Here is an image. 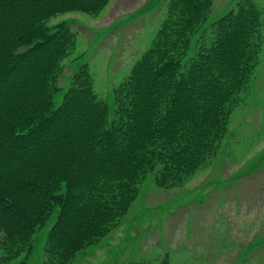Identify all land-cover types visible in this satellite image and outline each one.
I'll return each instance as SVG.
<instances>
[{
  "label": "trees",
  "instance_id": "16d2710c",
  "mask_svg": "<svg viewBox=\"0 0 264 264\" xmlns=\"http://www.w3.org/2000/svg\"><path fill=\"white\" fill-rule=\"evenodd\" d=\"M110 1L0 0V264H28L54 212L44 264H70L121 225L150 175L184 185L220 152L252 80L263 32L253 0L215 19V0H169L151 46L113 88L112 114L86 65L53 108L76 35L49 20L98 15Z\"/></svg>",
  "mask_w": 264,
  "mask_h": 264
},
{
  "label": "rangeland",
  "instance_id": "374dc122",
  "mask_svg": "<svg viewBox=\"0 0 264 264\" xmlns=\"http://www.w3.org/2000/svg\"><path fill=\"white\" fill-rule=\"evenodd\" d=\"M239 1L215 0L212 18ZM253 1L263 13L259 62L231 113L218 156L178 187H160L150 175L121 225L70 264L155 263L165 257L170 264H250V257L264 264V0ZM168 2L111 0L98 15L67 12L51 18L49 24L69 21L76 35L75 49L63 59L55 82L53 108L62 104L74 74L86 65L95 92L109 102L112 114L113 88L151 46ZM209 37L210 30L204 38ZM56 219L54 212L36 230L28 264H44Z\"/></svg>",
  "mask_w": 264,
  "mask_h": 264
},
{
  "label": "crops",
  "instance_id": "0c3cea01",
  "mask_svg": "<svg viewBox=\"0 0 264 264\" xmlns=\"http://www.w3.org/2000/svg\"><path fill=\"white\" fill-rule=\"evenodd\" d=\"M258 238V236H255V239ZM262 253V252H261ZM256 255V254H255ZM254 255V256H255ZM251 261L250 264H260V261H262L261 259L257 258V257H250Z\"/></svg>",
  "mask_w": 264,
  "mask_h": 264
}]
</instances>
